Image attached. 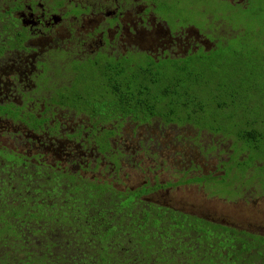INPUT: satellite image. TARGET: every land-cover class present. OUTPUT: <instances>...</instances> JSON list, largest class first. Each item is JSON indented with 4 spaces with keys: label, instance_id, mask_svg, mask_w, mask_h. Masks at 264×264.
Instances as JSON below:
<instances>
[{
    "label": "flooded vegetation",
    "instance_id": "obj_1",
    "mask_svg": "<svg viewBox=\"0 0 264 264\" xmlns=\"http://www.w3.org/2000/svg\"><path fill=\"white\" fill-rule=\"evenodd\" d=\"M178 1L0 0V161L19 171L1 167L175 211L215 226L221 255L248 258L245 239L264 240V176L242 181L237 162L248 173L264 168V84L250 76L264 66V0H207L262 23L239 34L203 3L197 22L180 20L169 10ZM169 75L213 80L215 97L234 80L257 105L230 109V124L206 125L194 118L185 81L181 104L153 112L156 90L143 79ZM120 79L135 81L133 96L143 87L146 110L79 95Z\"/></svg>",
    "mask_w": 264,
    "mask_h": 264
},
{
    "label": "trees",
    "instance_id": "obj_2",
    "mask_svg": "<svg viewBox=\"0 0 264 264\" xmlns=\"http://www.w3.org/2000/svg\"><path fill=\"white\" fill-rule=\"evenodd\" d=\"M153 77L143 79L158 83L153 112L156 103L164 109L181 104L183 82L191 86L197 81ZM113 81L116 85L88 87L79 95L103 108L129 99L140 111L148 108L140 95L146 93L143 87L131 95L137 89L134 80ZM120 83L126 84L125 91ZM147 93L152 95L149 89ZM13 162L0 161V264H264L263 239H245L248 258L223 256L224 244L213 225L162 207L137 205L87 184L40 172L14 175L1 167L17 173Z\"/></svg>",
    "mask_w": 264,
    "mask_h": 264
},
{
    "label": "rangeland",
    "instance_id": "obj_3",
    "mask_svg": "<svg viewBox=\"0 0 264 264\" xmlns=\"http://www.w3.org/2000/svg\"><path fill=\"white\" fill-rule=\"evenodd\" d=\"M200 3H203L204 5L209 7L210 10L217 8L219 10L218 21L222 23L221 27L222 26L227 27L228 25L226 22H230V24L233 25V28L238 29L231 33L239 34L242 30L244 31L246 28H250L252 26L262 24L260 20L248 21L249 17L246 14L233 13V15H231L232 13L231 12L229 13L230 6L226 2H222L220 5H217V7H214L207 0H205V2H200L198 0H179L177 3L171 4L169 10H173V11L175 10L174 12L179 13L178 17L180 18V20H183V17H185L189 21L197 22L199 16L196 14V8ZM229 17L232 19V21L229 19ZM173 18H175V16ZM207 25L210 26L209 23H207ZM245 54L249 55L248 52H245ZM243 65L249 66L250 62H244ZM232 73H238V72L232 71ZM225 76L234 78V76L231 74H226ZM250 76L251 79L253 81H256L259 85L264 84V66L263 68L255 71ZM216 83L217 82L213 80H205V81L197 80L195 84L191 85V89L193 90L192 95H194V98H192L191 101V105H195L196 112L194 114V118H196L199 122L206 125H213V123L223 124L222 119L223 117H226L227 118L226 121L228 122V124H230L231 117H234V115H236L234 112H231L230 109H237L239 106L242 105L243 106L257 105V100L252 98L251 95H244L237 87L236 83H234V80H231L230 82H226L227 90H225L224 92L223 90H221L220 92L217 91L219 92V94L217 97H215ZM151 86L158 87V83ZM232 91L234 93L233 99L238 100L233 104H231ZM222 102L227 105L225 107H222ZM162 108L163 105L161 106L156 105V109L161 110ZM258 113L264 114V101L262 102V111ZM262 156L264 157V152L262 153ZM237 169L243 174L242 181L246 180L248 182L249 181L254 182L255 178L259 177V179H262L264 176V168L261 167L254 169L252 173L251 172L248 173V169H252V166L247 165V161L245 162L238 161Z\"/></svg>",
    "mask_w": 264,
    "mask_h": 264
}]
</instances>
